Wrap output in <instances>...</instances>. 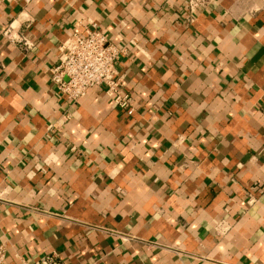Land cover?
Here are the masks:
<instances>
[{
    "label": "crops",
    "instance_id": "0c3cea01",
    "mask_svg": "<svg viewBox=\"0 0 264 264\" xmlns=\"http://www.w3.org/2000/svg\"><path fill=\"white\" fill-rule=\"evenodd\" d=\"M118 48L128 116L51 82L74 33ZM5 264H264V0H0Z\"/></svg>",
    "mask_w": 264,
    "mask_h": 264
},
{
    "label": "built area",
    "instance_id": "2783aa9c",
    "mask_svg": "<svg viewBox=\"0 0 264 264\" xmlns=\"http://www.w3.org/2000/svg\"><path fill=\"white\" fill-rule=\"evenodd\" d=\"M214 0H188L191 14L212 6ZM63 57L51 72V82L67 104H78L93 88L105 87L106 94L128 116L135 113L133 98L121 89L118 64L124 50L114 45L96 24L82 33L72 34L62 45ZM7 250L0 246V264H5ZM22 264H65L56 253L42 260Z\"/></svg>",
    "mask_w": 264,
    "mask_h": 264
}]
</instances>
